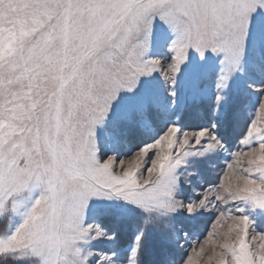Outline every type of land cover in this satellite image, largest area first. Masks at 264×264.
<instances>
[{
  "label": "snow or ice",
  "instance_id": "obj_1",
  "mask_svg": "<svg viewBox=\"0 0 264 264\" xmlns=\"http://www.w3.org/2000/svg\"><path fill=\"white\" fill-rule=\"evenodd\" d=\"M0 264H264V0H0Z\"/></svg>",
  "mask_w": 264,
  "mask_h": 264
},
{
  "label": "rangeland",
  "instance_id": "obj_2",
  "mask_svg": "<svg viewBox=\"0 0 264 264\" xmlns=\"http://www.w3.org/2000/svg\"><path fill=\"white\" fill-rule=\"evenodd\" d=\"M127 238H125V240L122 242V243H124L125 245L127 244Z\"/></svg>",
  "mask_w": 264,
  "mask_h": 264
}]
</instances>
